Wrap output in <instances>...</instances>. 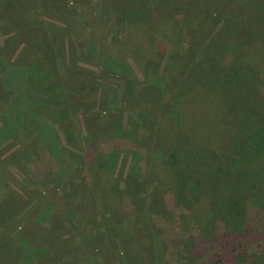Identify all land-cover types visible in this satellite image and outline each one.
I'll return each mask as SVG.
<instances>
[{
  "label": "rangeland",
  "instance_id": "374dc122",
  "mask_svg": "<svg viewBox=\"0 0 264 264\" xmlns=\"http://www.w3.org/2000/svg\"><path fill=\"white\" fill-rule=\"evenodd\" d=\"M140 1L0 0L6 264H264V0Z\"/></svg>",
  "mask_w": 264,
  "mask_h": 264
},
{
  "label": "trees",
  "instance_id": "16d2710c",
  "mask_svg": "<svg viewBox=\"0 0 264 264\" xmlns=\"http://www.w3.org/2000/svg\"><path fill=\"white\" fill-rule=\"evenodd\" d=\"M169 1L170 0H165V3H164V5L167 7L168 6V4H169ZM155 2V0H141L140 1V3H137V5H140L139 7H138V9H136V11L138 12V14L140 15V14H142L143 12H147V9L149 8V4H153ZM202 2H204V0H177V2H175L174 1V4H179L178 6H176V13L178 12V14H180V15H185V16H190L191 15V12L192 13H195V10H193V8H196V7H199V5L202 3ZM255 11V10H254ZM149 15H151V13L150 14H148V16ZM195 19H196V17H195ZM204 19V18H203ZM205 20V19H204ZM193 26H194V23L191 25V29L193 30ZM188 31H189V29H187ZM225 31V30H227V29H225V28H223L219 33H221L222 31ZM232 33V32H231ZM241 33L242 32H240V35H241ZM244 33H243V38H244ZM130 38H131V36H130ZM44 42H45V44H44V48H45V51L46 52H49V51H51L52 49H51V46H50V44L48 43L49 42V40H44ZM94 48V47H93ZM52 54H53V50H52ZM51 54V55H52ZM156 85H158V83H156ZM158 88V87H157ZM159 90L161 89V88H158ZM166 94L167 93H165L164 95L166 96ZM162 97H163V95H162ZM177 98L178 97H176L175 99H174V101H176L177 100ZM181 102H178L177 103V105L178 104H180ZM37 168H38V166H37ZM34 169V168H33ZM175 176H179V181H177V183H176V186H175V192H174V194L176 195L177 194V197H179L178 195L179 194H181L180 193V185H182V184H184L185 182H186V179H184L183 177H182V173L180 172V170H179V172H178V170H176V172H175ZM178 176L176 177L177 179H178ZM66 189H67V187H66ZM65 189V190H66ZM67 191V190H66ZM33 193V195H32V197H29V195H28V197H29V199L30 200H35V201H37L38 200V202L34 205L36 208H38V210H39V217L37 218V221L36 222H42V220H46V218H49L50 216H51V213H50V210H51V207H54V203H48V201L49 202H51L50 200H47V202H45L43 205L41 204L42 203V201L44 200V199H46V198H48V196L49 195H47V194H45L46 192L43 190V192H44V194H42L41 196L40 195H37L36 193H41L40 191H32ZM2 195V194H1ZM12 196H15V197H17L18 196V193H16V192H14V193H12V194H8V195H6V197H4V198H0V202L2 201V204H3V208L0 210V219L1 220H6V222H7V224L10 222V224L11 223H13V218L17 215V211L19 210V208L20 207H22V208H24V209H26V207L28 206V202L30 201V200H28V201H25V202H27L28 204H26L25 202H21V201H18V200H16L15 198L13 199L12 198ZM37 196H40L39 198L37 197ZM40 199V200H39ZM41 201V202H40ZM238 202H240V198H237L234 202H233V204L231 205V204H229L230 206H228V208L226 209V211H227V215H229V216H231V215H241V213H242V211H241V209H239V210H236V212L234 213V205H235V209H236V207H238V206H236V205H238ZM27 206H26V205ZM233 206V210H229V207H232ZM228 216V217H229ZM3 228V227H2ZM2 239L0 240V244H2ZM1 260H2V262H4L5 264H6V262H7V259H3V258H1ZM0 260V261H1Z\"/></svg>",
  "mask_w": 264,
  "mask_h": 264
}]
</instances>
